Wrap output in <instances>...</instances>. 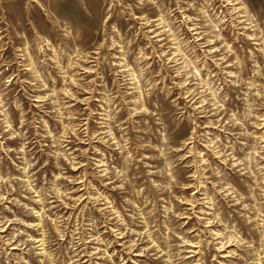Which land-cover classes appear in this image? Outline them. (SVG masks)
Masks as SVG:
<instances>
[{"label":"rangeland","instance_id":"374dc122","mask_svg":"<svg viewBox=\"0 0 264 264\" xmlns=\"http://www.w3.org/2000/svg\"><path fill=\"white\" fill-rule=\"evenodd\" d=\"M0 264H264V0H0Z\"/></svg>","mask_w":264,"mask_h":264}]
</instances>
